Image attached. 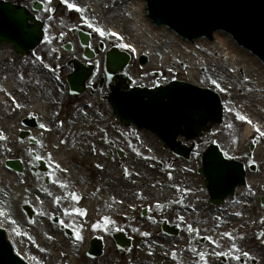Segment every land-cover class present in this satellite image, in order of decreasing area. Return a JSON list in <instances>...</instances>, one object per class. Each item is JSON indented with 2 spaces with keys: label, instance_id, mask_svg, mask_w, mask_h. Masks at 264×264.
Wrapping results in <instances>:
<instances>
[{
  "label": "rangeland",
  "instance_id": "374dc122",
  "mask_svg": "<svg viewBox=\"0 0 264 264\" xmlns=\"http://www.w3.org/2000/svg\"><path fill=\"white\" fill-rule=\"evenodd\" d=\"M44 2L45 9L39 13V16L43 19L49 20L48 35L47 41L43 44L38 52L39 54L42 53V55L46 57V65H48V63L53 64L57 62L55 60V55L60 52L62 46L67 42L74 41L75 47L80 50L77 35L72 34L73 28L77 27L78 24H84L86 26V30L92 31L95 34L98 33L96 28H100L105 32V36L106 34L117 30V32L120 33L119 36H121L123 39L118 38V35H110L109 37H111L110 40L114 41V43L118 46H123L122 41H126L127 43L131 44V42H133L135 39V37L128 32L124 25L114 21V19L119 16L118 12L125 8L122 3L120 4V2H123V0H87L85 2H83V0H67V2H65V0H44ZM69 5H74L75 7H69ZM77 9L80 10L78 11ZM124 13L126 12L124 11ZM61 34L63 35V38L59 39ZM98 39L99 38L97 37L96 42L94 43L96 46H98ZM142 43L143 42L140 41V44ZM140 44V50L147 49L145 46H141ZM104 54L105 53L98 55L101 62L99 68L101 72L104 71ZM141 54L142 52L140 54L133 52L134 60L132 61V65L127 70V72L131 74L133 78L138 79V81L143 79L140 74H143L147 71L164 72L162 77L163 80H170L173 78L188 80L186 78L189 77V72L186 70V64L184 65L178 61H175L173 57L172 59H161L155 54L153 57L150 55V57H152V61L150 62L149 66L143 67L138 60ZM70 57H72V55H68L67 59ZM30 62L31 61H28L27 59H20L19 56L15 54L11 46H8L7 44L0 45V93L4 99L8 100V103L6 104L0 102V123L2 124L4 120L7 121L12 119V123L18 120V113L14 112H16L18 108L20 109V107H17L19 103H16L18 100L16 96L7 93L6 90L8 85L6 81L10 78L13 81H15V79L17 81L18 73H20L18 68L23 69L21 75L25 77L32 68L30 67ZM194 72V78L189 80L200 84L201 86L210 87L219 92L225 105V121L222 125H219L215 128L214 134L210 136L211 140L209 142H212L214 139V141L216 140L225 150L226 154H229L230 156H240L239 160L242 161L249 170L248 178H253L259 183L264 177V152L259 151L257 155L255 153L264 143V136H261L260 133L255 130V128L257 129V123L253 125V130L250 132L249 136L245 137L244 134L249 123L247 122V119L242 121L237 118L239 114L254 119L250 112L247 113V110L250 107L249 103L245 104L243 107L240 106V103L244 99L243 97L245 96L246 92H239L237 88L231 85V83L223 80L219 75H217L218 73L214 68L207 69L203 66L197 68ZM7 75L10 78H6ZM35 78H41L40 72L36 73ZM213 81H216V83L214 84ZM33 82L34 77L31 76L30 84L33 85ZM18 83L19 82H17V84ZM58 99L62 100L60 97H56L52 100V103L55 105V107H57ZM90 101H93V99L88 97L86 101L79 100V98L68 99V103H66L63 112L60 114L61 117L65 116L64 119L68 121L67 113L70 114L71 112L79 111L77 106H79L78 104H80V102L85 103ZM100 101L101 100L98 98L97 104L101 105L103 113L97 118L90 116L85 119H79L81 121V124L79 125L75 124L78 117L77 119L74 118L71 120L72 122L69 127L73 124V130H81V132L79 134H75L74 139L71 140L73 141V144L69 145V141H67L70 136L69 128H67L65 133L60 135V138H63V140L66 142H63V145H59V150L66 153L67 163L70 165L73 174H75L78 180L81 178V182L87 185L84 181L86 180L90 186V183L93 185V182L95 183L101 178L100 174L103 173L102 170L94 168L90 164L91 159H94L95 156L91 154L90 151H86V149L81 147L80 144H77L79 142L77 140L78 137L82 141L88 140L90 138L93 141V139L95 140L98 135L101 136V134H96L95 137L92 138V134L90 133L91 131H89L93 130L94 128L96 129V127L100 125L99 129L102 128V130H105L107 134L106 137L109 140H113L114 138L116 145L118 147L120 146L125 151L127 156V161L124 159H119L117 155L114 154L115 162H109L107 159H105V161L107 160L109 162L107 165L105 164V167L107 168V170H105V174L108 175L112 172L111 176L118 178L119 174L121 175V171L124 170L123 165L128 164L129 162L130 164H133L131 168V171L135 172L132 176L133 178H194V180L198 181V184H200L201 189H203V176L198 173V168L201 165L198 156L190 159L189 161L183 159L178 160V158L175 159L176 157L172 155L171 152L165 150L161 141L154 135L146 131H137L133 127L127 128L123 126L113 114L111 107L102 101L101 103ZM254 120L261 124L263 123L260 117H256ZM7 124L9 123L7 122ZM12 125L13 129L11 130V133H7L10 137L5 136L7 139L6 143H3V141L0 139V209H3L6 212L4 215L8 216L7 218L9 220L15 221V223L11 222V224H8V222L4 221V218L1 217L0 223L8 226L11 232H15L16 235H13L15 241L18 237L23 240L24 243H18L17 246L27 256L31 264H118V255L115 258H110L108 255L95 260L88 258L85 252L87 249V244L84 248V237L86 234V230L84 229H81L83 237L78 241V243L64 241L62 238L57 240L55 237L56 233L52 232L51 228L58 229L57 226L51 223L52 214L55 216L57 213V215L60 216V211L62 208L67 210L65 207L66 205H61V201L56 203V195H52V193L55 191L53 188L58 187L57 185L59 184L60 180L66 184L65 189L71 187L74 191H76L73 181L67 179L65 175L62 176L58 173V162L57 165H55V169L53 171V183L50 187V189H52V192L50 193L52 199H43L45 203L42 205V208L39 204H36L35 206L37 208L38 214L35 217V222L33 221L32 223H28V218L22 210L24 203L23 198L26 195H30L34 198V202L38 203L40 199L38 198L37 194H35V189L40 185L34 179H32L34 177L31 175L28 169L20 176H15L12 173H9L4 168V161L7 158H20V156L24 160H27L28 158L30 159V152L35 149H29L26 142L23 145H19L17 141V129H19V124L13 123ZM117 127L119 128L117 129ZM254 136L256 138H254ZM13 138H15V141L13 140L12 143H9L8 140ZM253 140L257 143V147L252 157H247L250 153V146ZM202 141L204 140H201L200 142ZM48 143L49 146L47 144H42L38 148L42 158H49L48 151L52 150L51 144L53 142L50 136L48 137ZM7 144H12L11 146H14L15 149L12 152H6ZM203 145L205 146V143H203ZM75 147H78L79 152L82 150L83 153L78 155L76 150H69ZM16 148H18L19 151ZM99 149L101 152H108L107 149L102 147H99ZM204 149L206 148L198 149V152L201 153ZM54 161L56 160L54 159ZM100 162H104V160L102 159ZM160 162L165 163L164 167L160 166ZM255 165L256 169L251 171L250 168ZM153 167H155V171L150 170V168ZM129 174L132 175L130 172ZM17 178H20L18 180H20L22 183L18 182ZM103 179L107 180V178ZM26 186H29L28 189L30 190V194H27L24 191ZM104 191H106V189ZM63 192L64 193H62L61 199L66 201L68 200V196L65 191ZM109 192L111 195L113 194L111 189L107 190V193ZM156 199L157 198H152V200ZM45 214H48V219L45 220V218H40V216ZM66 220L69 221L68 218ZM45 222H47L52 227L50 228L47 224H45ZM109 228L111 231L113 230L112 226H109ZM91 232L95 233L93 229ZM52 233L55 235H52ZM206 233L211 235L210 231H207ZM57 237H59L58 234ZM75 241L77 240L75 239ZM258 245L259 243L255 244L253 248ZM136 247L140 257L143 258V249L138 246ZM69 250H73L75 254H69ZM161 250L163 251V249ZM120 264L128 263H126L124 260Z\"/></svg>",
  "mask_w": 264,
  "mask_h": 264
},
{
  "label": "water",
  "instance_id": "95a60500",
  "mask_svg": "<svg viewBox=\"0 0 264 264\" xmlns=\"http://www.w3.org/2000/svg\"><path fill=\"white\" fill-rule=\"evenodd\" d=\"M145 1L149 17L157 25L169 26L191 39L202 35L211 37L215 31L228 32L264 60V0ZM43 8L41 0L34 2L32 9L26 5L0 0V43L12 44L21 55L38 47L44 40L46 31L45 22L36 13ZM79 33L82 45L88 49L89 34ZM70 47L67 46V49ZM91 56L92 51L86 55L88 58ZM130 60L128 52L119 49L108 52L105 66L110 80L119 71H124ZM141 61L145 63L146 57L142 56ZM75 71L68 80L71 87L80 92L85 88L91 69L78 64ZM118 77L120 84L109 99L116 114L126 124L135 123L155 132L177 155L187 157L190 152L188 147L177 141L179 135L186 136L188 140L197 137L203 130L210 131L214 125L224 121L221 96L210 88L186 81H174L157 90L136 87L132 91H121L128 88L132 79L123 75ZM202 161L200 171L208 178L207 185L214 198L233 192L236 185L245 181L244 164L226 158L217 145L206 151ZM42 164L45 168V162ZM7 166L17 172L24 169L20 160H9ZM12 241L15 243L13 239ZM15 245L17 246L16 243ZM16 249L28 259L18 246ZM101 254L100 245H95L90 250L92 256ZM0 264H26L13 253L1 230Z\"/></svg>",
  "mask_w": 264,
  "mask_h": 264
},
{
  "label": "flooded vegetation",
  "instance_id": "af4514ba",
  "mask_svg": "<svg viewBox=\"0 0 264 264\" xmlns=\"http://www.w3.org/2000/svg\"><path fill=\"white\" fill-rule=\"evenodd\" d=\"M99 50L98 47L95 48L97 56L100 53ZM95 64V71L88 82V93L91 96L102 97L109 93V87L100 86L104 71L101 72L98 69V62ZM161 84V81H157L147 85L157 87ZM84 116L86 115L81 114V117ZM86 142L88 140L81 141L79 144L81 147L87 148L88 143ZM41 143H44V140ZM108 147H113L110 142ZM136 183H140V185L137 186ZM157 183L172 190L179 206L191 205L194 208L180 210L178 222L175 223L178 229L177 236L166 234L163 231L153 234L155 237L151 233L147 236L144 235V233H148L145 226L154 229L159 224L156 219H143L144 207L140 209L135 220L127 221L123 225L119 221L115 228L122 225L133 237L134 246L132 249L137 244H141L145 251L148 245L180 242L185 245L184 248L180 246V253L189 256V258L173 261L170 264H264V235H262L264 233V207L260 200L263 190L258 193L251 191L249 195L237 190L235 196L227 198L221 205H216L211 202L209 192L201 189L200 184L194 178H168L167 182L161 178H136L130 189L122 192L123 194L119 195L118 199L125 201L123 207L137 211L139 207L135 203L136 200L151 197L156 192L154 184ZM148 211L151 214L160 213L158 208L148 207ZM207 231H210L211 235H208ZM229 233L231 237L227 235ZM212 236L216 239L220 237L221 244L213 243ZM257 243L259 245L253 248ZM216 249L222 250L227 255H218ZM244 252L249 255L244 256ZM201 253L204 254V259H201ZM236 256H240V259H235ZM135 264L138 263L135 262Z\"/></svg>",
  "mask_w": 264,
  "mask_h": 264
},
{
  "label": "bare ground",
  "instance_id": "6f19581e",
  "mask_svg": "<svg viewBox=\"0 0 264 264\" xmlns=\"http://www.w3.org/2000/svg\"><path fill=\"white\" fill-rule=\"evenodd\" d=\"M85 1L87 0H83ZM123 5L125 8L118 12L119 16L114 21L124 25L135 37V41L131 42V47L135 48L137 53L142 52L152 57L156 54L161 59H172L173 57L175 61L186 64V70L189 72V77L186 78L188 80L194 78V71L199 67L214 68L223 80L231 83L239 92H246L240 106L243 107L249 103L247 113L250 112L254 119L256 117L262 119L261 124L242 115L252 121L247 126L244 136L248 137L253 130V125L257 123V128L264 132V63L258 57L237 44L234 38L225 32L215 33L212 39L200 38L190 43L166 27L154 26L148 17L144 0H123ZM140 41L143 43L140 44ZM139 44L147 49L140 50ZM12 129V120H10L8 130ZM259 151L264 152V143L255 154L257 155ZM60 154L63 155L62 152ZM108 187L114 192H121L123 189L122 186L114 183L109 184ZM82 189V191L85 190L83 187ZM108 200L110 201L109 196ZM113 210L116 211L115 208ZM57 240H60V236ZM106 241L110 243V239ZM16 242L17 245L24 243L21 238H17ZM110 245L115 246L113 242ZM68 253L75 254L73 250H69ZM159 261H161L160 264H170L169 261L160 257L157 258V262Z\"/></svg>",
  "mask_w": 264,
  "mask_h": 264
},
{
  "label": "snow or ice",
  "instance_id": "6c2138e0",
  "mask_svg": "<svg viewBox=\"0 0 264 264\" xmlns=\"http://www.w3.org/2000/svg\"><path fill=\"white\" fill-rule=\"evenodd\" d=\"M65 2H67V0H65ZM69 7H75V6L74 5H69ZM77 10L79 11L80 9H77ZM96 31L99 32L101 36L105 35V32L102 29H100V28H96ZM111 35L115 36V35H117V33H111ZM121 39H123V38L121 37ZM123 47L130 48L131 51H133V52L135 51V48H132L130 45H123ZM213 83L215 84L216 81H213ZM17 107H20V105H17ZM237 118L240 119V120H242V121L247 119L245 116H242V115H239V114H238V117ZM247 122L250 123V124L252 123V121L250 119L247 120ZM41 127L43 128L45 126L44 125H41ZM256 131L259 132L261 136H264V132H261V130L259 128H257ZM0 139H6V137H4L2 134H0ZM57 167H59V165H57ZM98 167H99V165H98ZM62 186L66 187V185H62ZM72 196H73L74 199H77V200L80 199V197L77 196V195H75V194H72ZM83 214L84 213H81V215H83ZM105 222L107 223V218H105ZM13 223H15V221H13ZM99 226L100 225H96V227H99ZM144 235L147 236V235H149V233H144ZM227 235H229L231 237V234L230 233L227 234ZM262 235H264V233H262ZM76 238L78 240H80V239H82V236L79 233H77V237ZM237 250L239 251V249H237ZM200 255H201V259H204V254L201 253ZM218 255L223 256V255H227V253L221 252V253H218ZM243 255L244 256H248L249 253L244 252ZM235 259L239 260L240 259V256H236Z\"/></svg>",
  "mask_w": 264,
  "mask_h": 264
}]
</instances>
